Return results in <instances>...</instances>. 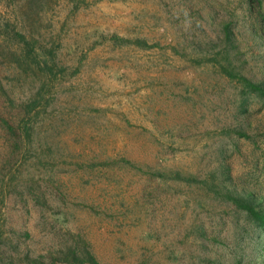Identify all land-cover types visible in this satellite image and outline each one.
<instances>
[{
    "label": "rangeland",
    "instance_id": "1",
    "mask_svg": "<svg viewBox=\"0 0 264 264\" xmlns=\"http://www.w3.org/2000/svg\"><path fill=\"white\" fill-rule=\"evenodd\" d=\"M241 78L264 88V0H0V264H261Z\"/></svg>",
    "mask_w": 264,
    "mask_h": 264
},
{
    "label": "trees",
    "instance_id": "2",
    "mask_svg": "<svg viewBox=\"0 0 264 264\" xmlns=\"http://www.w3.org/2000/svg\"><path fill=\"white\" fill-rule=\"evenodd\" d=\"M18 38V42L22 44L28 45V41L26 37L18 33L16 34ZM243 81V84L245 85V88L253 93H258L261 96H264V88L260 86H256L255 84H252L245 78H241ZM230 201L234 204L235 207H237L238 210H241L243 213L247 215L248 219H251V221L255 224L256 227H258L260 230H262L264 234V196L260 197L255 194L247 193L245 195L239 196V197H229ZM81 262H90V264H99L92 255L86 254L83 257H80L79 259ZM261 264H264V255L261 254ZM236 264H241V261L236 262Z\"/></svg>",
    "mask_w": 264,
    "mask_h": 264
}]
</instances>
